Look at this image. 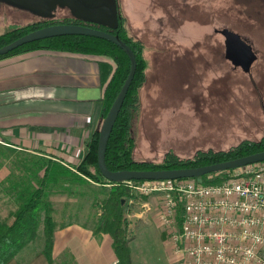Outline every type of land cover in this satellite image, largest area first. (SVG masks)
Here are the masks:
<instances>
[{"label": "rangeland", "instance_id": "rangeland-1", "mask_svg": "<svg viewBox=\"0 0 264 264\" xmlns=\"http://www.w3.org/2000/svg\"><path fill=\"white\" fill-rule=\"evenodd\" d=\"M119 5L127 32L145 44L148 64V82L140 91L134 120L135 160L159 163L169 152L191 158L200 151L228 150L244 140L263 138L264 22L258 12L249 14L248 0H119ZM55 11L56 20L71 15L68 8ZM39 20L0 3V34ZM223 28L240 33L257 53L250 72L224 57L225 38L218 32ZM30 157L36 158L0 147V168L5 165L10 172L3 183L8 189L15 176L21 185L28 180ZM111 189L112 184L92 179L66 178L53 184L49 196L56 222L94 226L105 212ZM17 196L0 187L1 221H11L19 207ZM150 198L134 193L124 200L125 219L135 236H140L135 230L147 217L142 204ZM43 217L42 212L37 239L24 251L44 248ZM67 260L59 263L70 264Z\"/></svg>", "mask_w": 264, "mask_h": 264}, {"label": "crops", "instance_id": "crops-1", "mask_svg": "<svg viewBox=\"0 0 264 264\" xmlns=\"http://www.w3.org/2000/svg\"><path fill=\"white\" fill-rule=\"evenodd\" d=\"M115 69L111 57L60 50H31L0 59V147L74 170L101 126L105 87ZM5 170L2 165L0 187L10 192L3 184L10 176ZM150 197L142 204L147 217L135 230L140 236L129 225L132 262L182 264L183 254L161 224V201L157 195ZM94 227L78 221L61 223L54 234L53 263L43 248H23L7 264H60L61 258L70 264H114L119 259L113 237L94 234Z\"/></svg>", "mask_w": 264, "mask_h": 264}, {"label": "trees", "instance_id": "trees-1", "mask_svg": "<svg viewBox=\"0 0 264 264\" xmlns=\"http://www.w3.org/2000/svg\"><path fill=\"white\" fill-rule=\"evenodd\" d=\"M247 1V0H245ZM251 5V6H250ZM249 14L255 11L264 22V0H248ZM259 6V7H258ZM252 8V9H251ZM258 8V9H257ZM254 12V13H253ZM124 17L120 12V25L117 29L100 26L95 23L86 22L74 18L72 14L65 19L56 20L53 18L40 17L39 21L22 27H14L11 30L0 34V47L11 43L27 33L50 26L57 23H70L92 26L120 35L132 49L135 51L138 60V68L135 72V78L130 86L129 92L116 120L111 138L108 144L106 154L107 167L112 171L119 170H160V169H178L188 167H198L213 164L220 161L235 159L238 157L250 155L253 153L264 151V136L259 141L244 140L239 145L228 150L216 151H200L191 158H182L178 154L169 152L163 162L153 161H137L133 157L134 142V120L136 112H138L140 103V91L148 82L147 60L145 57V44L139 39L131 36L124 26ZM60 50L82 54L104 55L111 57L116 62V69L112 73V77L104 94V115L101 126L94 132L91 140L87 145V151L83 160L73 169L68 166L54 161L36 157L27 158V172L30 173L28 180L21 185L17 181L16 176L9 187V191L18 193L19 207L13 214L11 221L3 222L0 220V264H7L15 258L23 248L37 239L40 228V221L43 217V231L45 235V246L43 252L47 256L49 262H55L53 258V247L55 242V231L59 227L54 217V206L50 200V190L53 184L59 183L62 179L72 178L80 181L92 179L93 181L112 184L110 196L105 199V212L101 218L96 219L94 234L107 233L114 239V250L118 256L119 264H133L131 259V247L129 244L130 234L125 219V199L132 198L129 193L130 189L126 186L113 182H108L102 175L98 165V145L100 138V130L103 122L110 112L119 92L124 85L128 73L131 68V61L128 54L117 44L98 37L85 35H63L48 38L45 40L35 41L20 48L11 51L7 55L0 56V59L22 52L31 50ZM219 172L218 174H221ZM207 174L198 177L205 183H219L223 178L217 176L213 180L209 179ZM217 174V175H218ZM14 177V176H13ZM9 181V180H8ZM35 183V184H34Z\"/></svg>", "mask_w": 264, "mask_h": 264}, {"label": "built area", "instance_id": "built-area-1", "mask_svg": "<svg viewBox=\"0 0 264 264\" xmlns=\"http://www.w3.org/2000/svg\"><path fill=\"white\" fill-rule=\"evenodd\" d=\"M221 174L219 183L178 178L116 184L159 197L161 224L183 254L182 264H264V161Z\"/></svg>", "mask_w": 264, "mask_h": 264}, {"label": "water", "instance_id": "water-1", "mask_svg": "<svg viewBox=\"0 0 264 264\" xmlns=\"http://www.w3.org/2000/svg\"><path fill=\"white\" fill-rule=\"evenodd\" d=\"M13 7H17L26 12H31L38 17L54 18L55 10L58 8H68L74 18L95 23L110 29H117L120 25V5L119 0H0ZM225 38V58L235 67H240L245 72H250L254 63L258 60L257 53L253 47L245 41L241 34L223 28L218 30ZM63 35H85L103 38L117 44L129 56L131 61L130 72L122 86L110 112H108L100 130L98 145V165L105 180L113 183H120L127 180H163L198 178L207 174L219 173L249 164L264 161V151L238 157L231 160L220 161L198 167L160 169V170H119L112 171L107 167L106 154L112 131L125 102L130 86L135 78L138 68V60L135 51L124 41L120 35L114 34L92 26L70 23H57L45 26L27 33L9 44L0 47V56L7 55L11 51L23 45L53 38Z\"/></svg>", "mask_w": 264, "mask_h": 264}, {"label": "flooded vegetation", "instance_id": "flooded-vegetation-1", "mask_svg": "<svg viewBox=\"0 0 264 264\" xmlns=\"http://www.w3.org/2000/svg\"><path fill=\"white\" fill-rule=\"evenodd\" d=\"M0 3H1V4H4V5H7V6H10V7H13V6H11V5L7 4V3H4V2H2V1H0ZM13 9L22 10V9L17 8V7H13ZM23 11H26V10H23ZM27 12H28V11H27ZM30 13H31V12H30Z\"/></svg>", "mask_w": 264, "mask_h": 264}]
</instances>
